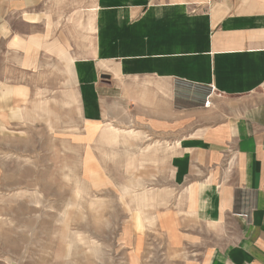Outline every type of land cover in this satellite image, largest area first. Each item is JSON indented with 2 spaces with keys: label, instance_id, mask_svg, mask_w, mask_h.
Listing matches in <instances>:
<instances>
[{
  "label": "rangeland",
  "instance_id": "1",
  "mask_svg": "<svg viewBox=\"0 0 264 264\" xmlns=\"http://www.w3.org/2000/svg\"><path fill=\"white\" fill-rule=\"evenodd\" d=\"M113 1L0 0V264H181L188 252L179 136L147 134L130 88L111 86L95 21Z\"/></svg>",
  "mask_w": 264,
  "mask_h": 264
},
{
  "label": "crops",
  "instance_id": "2",
  "mask_svg": "<svg viewBox=\"0 0 264 264\" xmlns=\"http://www.w3.org/2000/svg\"><path fill=\"white\" fill-rule=\"evenodd\" d=\"M100 23L111 86L147 134L179 136V263L264 264V0H119Z\"/></svg>",
  "mask_w": 264,
  "mask_h": 264
},
{
  "label": "built area",
  "instance_id": "3",
  "mask_svg": "<svg viewBox=\"0 0 264 264\" xmlns=\"http://www.w3.org/2000/svg\"><path fill=\"white\" fill-rule=\"evenodd\" d=\"M204 105H209V101L206 100L205 103H204Z\"/></svg>",
  "mask_w": 264,
  "mask_h": 264
},
{
  "label": "bare ground",
  "instance_id": "4",
  "mask_svg": "<svg viewBox=\"0 0 264 264\" xmlns=\"http://www.w3.org/2000/svg\"><path fill=\"white\" fill-rule=\"evenodd\" d=\"M84 156H85V154H84ZM146 220H147V219H146ZM146 220H145V221H146Z\"/></svg>",
  "mask_w": 264,
  "mask_h": 264
}]
</instances>
